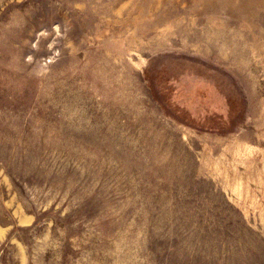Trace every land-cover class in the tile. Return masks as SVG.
Here are the masks:
<instances>
[{
  "label": "rangeland",
  "instance_id": "1",
  "mask_svg": "<svg viewBox=\"0 0 264 264\" xmlns=\"http://www.w3.org/2000/svg\"><path fill=\"white\" fill-rule=\"evenodd\" d=\"M0 264H264V0H0Z\"/></svg>",
  "mask_w": 264,
  "mask_h": 264
}]
</instances>
